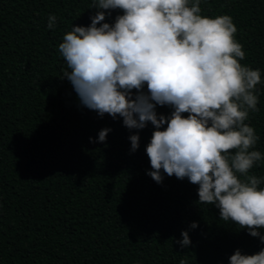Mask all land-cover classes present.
I'll use <instances>...</instances> for the list:
<instances>
[{"label":"trees","instance_id":"1","mask_svg":"<svg viewBox=\"0 0 264 264\" xmlns=\"http://www.w3.org/2000/svg\"><path fill=\"white\" fill-rule=\"evenodd\" d=\"M92 7L93 0H0V264H230L237 249H264L214 205L198 204V185L147 174L151 123L129 130L123 118L81 104L59 45L73 26L91 24ZM201 9L232 17L241 64L261 71L259 111L246 123L264 155V0H201ZM121 14L112 10L105 22ZM172 110L157 105L158 114ZM105 128L112 131L100 143ZM249 175L264 178V161ZM183 231L191 244L182 248Z\"/></svg>","mask_w":264,"mask_h":264},{"label":"clouds","instance_id":"2","mask_svg":"<svg viewBox=\"0 0 264 264\" xmlns=\"http://www.w3.org/2000/svg\"><path fill=\"white\" fill-rule=\"evenodd\" d=\"M92 8L91 24L73 26L59 45L70 69L64 77L81 104L100 117L123 118L129 130L151 123L147 174L157 183L162 173L187 178L198 185V204L214 205L223 221L264 243V178L249 175L264 155L254 150L259 136L246 123L259 111L261 71L241 64L246 53L232 17L202 15L201 0H93ZM117 9L115 22H105ZM56 21L50 14L48 28ZM157 105L173 110L158 114ZM111 131L102 129L98 142ZM129 139L134 153L139 132ZM182 237L177 242L188 247L189 233ZM229 259L264 264V249L250 255L237 249Z\"/></svg>","mask_w":264,"mask_h":264}]
</instances>
